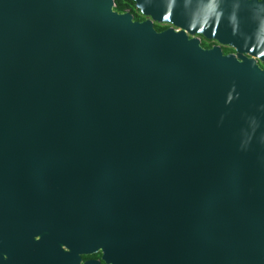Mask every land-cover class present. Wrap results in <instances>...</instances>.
Returning <instances> with one entry per match:
<instances>
[{"label": "water", "instance_id": "95a60500", "mask_svg": "<svg viewBox=\"0 0 264 264\" xmlns=\"http://www.w3.org/2000/svg\"><path fill=\"white\" fill-rule=\"evenodd\" d=\"M135 1L0 0V264H264V70L188 34L264 1Z\"/></svg>", "mask_w": 264, "mask_h": 264}, {"label": "flooded vegetation", "instance_id": "af4514ba", "mask_svg": "<svg viewBox=\"0 0 264 264\" xmlns=\"http://www.w3.org/2000/svg\"><path fill=\"white\" fill-rule=\"evenodd\" d=\"M264 1V0H259ZM136 4V1H135ZM125 12H131L134 15V19L136 21H145V20H151L154 23L155 28L158 31H165L166 29L170 27H175L172 23L166 22V21H159L153 19L151 15L144 14L142 10L137 6L132 11L131 9H128ZM124 12V13H125ZM176 29H180L176 27ZM191 38H197L202 46L206 49H212L214 47H219L222 49L224 54L226 55H234L238 58L240 56H246L255 59V61L260 65V67L264 70V36L261 38H255V39H247L246 37H237V38H229V39H218V38H209L206 35L202 33H188ZM258 42L259 50L255 51L250 44H255ZM101 253L100 258H92V259H102L103 253ZM85 259V258H84ZM103 261V260H102ZM104 264H107L105 261H103Z\"/></svg>", "mask_w": 264, "mask_h": 264}, {"label": "trees", "instance_id": "16d2710c", "mask_svg": "<svg viewBox=\"0 0 264 264\" xmlns=\"http://www.w3.org/2000/svg\"><path fill=\"white\" fill-rule=\"evenodd\" d=\"M115 3H116V10L119 12H125L128 9L134 11L136 7L135 0H115ZM100 257H101V253L84 256L85 260L92 258H100Z\"/></svg>", "mask_w": 264, "mask_h": 264}]
</instances>
